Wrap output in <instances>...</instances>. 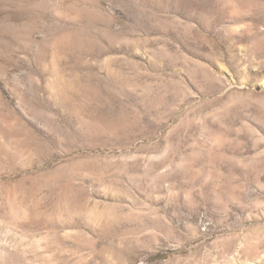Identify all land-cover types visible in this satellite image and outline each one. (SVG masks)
I'll list each match as a JSON object with an SVG mask.
<instances>
[{"label": "rangeland", "instance_id": "1", "mask_svg": "<svg viewBox=\"0 0 264 264\" xmlns=\"http://www.w3.org/2000/svg\"><path fill=\"white\" fill-rule=\"evenodd\" d=\"M0 264H264V0H0Z\"/></svg>", "mask_w": 264, "mask_h": 264}, {"label": "bare ground", "instance_id": "2", "mask_svg": "<svg viewBox=\"0 0 264 264\" xmlns=\"http://www.w3.org/2000/svg\"><path fill=\"white\" fill-rule=\"evenodd\" d=\"M72 40H73V39H72ZM70 41H71V40H70ZM73 41H74V40H73ZM73 41H72V42H73ZM74 42H75V41H74ZM64 43H65V42H64ZM69 43H70V42H69ZM70 44H71V45H72V44L74 45V43H70ZM70 44H69V46H71ZM77 44H78V43H77ZM80 45H81V44H80ZM60 46H61V45H60ZM62 46L64 47V44H63ZM66 46H67V45H66ZM76 46H77V45H76ZM67 48H69V47H67ZM70 48H71V47H70ZM80 48H81V47H80ZM130 48H132V47H130ZM62 49H63V48H62ZM72 50H73V49H72ZM68 51H69V50H68ZM70 51H71V50H70ZM91 51H92V50H91ZM77 52H78V51H77ZM43 53H45V52L42 51V53H40V56H42ZM84 53H85V52H84ZM74 108H75V107H74ZM75 111H76V109H75ZM89 123H90V122H89ZM94 124H96V123H94ZM93 126H94V125H93ZM86 127H87V126H86ZM88 127H90V126H88ZM88 127H87V128H88ZM107 127H109V126H107ZM113 127H114V126H113ZM111 128H112V127H111ZM88 129H89V128H88ZM91 129H92V127H91ZM94 129H95V128H94ZM97 129H98V128H97ZM86 130H87V129H86ZM86 130H85V131H86ZM101 130H102V129H101ZM110 130H111V129H110ZM89 131H91V130L89 129ZM89 131H88V133H89ZM94 131H95V130H94ZM97 131H98V130H97ZM97 131H96V132H97ZM120 131H121V129H120ZM96 132H95V133H96ZM85 133H87V132H85ZM121 133H122V132H121ZM89 134H91V133H89ZM92 134H93V131H92ZM98 134H99V133H98ZM100 134H101V133H100ZM73 195H74V194H73ZM75 196H76V195H75ZM75 196H74V197H75ZM71 201H72V200H71ZM68 202H69V201H68ZM73 202H74V201H73ZM111 213H112V212H111ZM109 214H110V213H109ZM106 215H107V214H106Z\"/></svg>", "mask_w": 264, "mask_h": 264}]
</instances>
